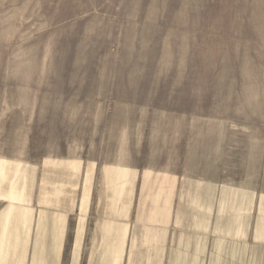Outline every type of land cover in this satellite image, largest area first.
<instances>
[{
    "label": "rangeland",
    "instance_id": "1",
    "mask_svg": "<svg viewBox=\"0 0 264 264\" xmlns=\"http://www.w3.org/2000/svg\"><path fill=\"white\" fill-rule=\"evenodd\" d=\"M0 153L173 175L162 264H264V0H0Z\"/></svg>",
    "mask_w": 264,
    "mask_h": 264
},
{
    "label": "crops",
    "instance_id": "2",
    "mask_svg": "<svg viewBox=\"0 0 264 264\" xmlns=\"http://www.w3.org/2000/svg\"><path fill=\"white\" fill-rule=\"evenodd\" d=\"M170 176L78 156L36 163L0 153V264H162L180 243L179 223L132 219L133 197L154 184L171 216Z\"/></svg>",
    "mask_w": 264,
    "mask_h": 264
}]
</instances>
